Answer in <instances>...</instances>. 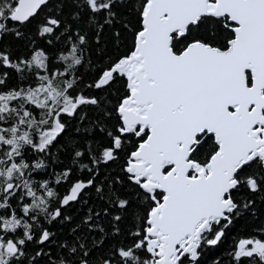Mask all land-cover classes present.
Returning <instances> with one entry per match:
<instances>
[{
    "label": "snow or ice",
    "instance_id": "obj_1",
    "mask_svg": "<svg viewBox=\"0 0 264 264\" xmlns=\"http://www.w3.org/2000/svg\"><path fill=\"white\" fill-rule=\"evenodd\" d=\"M0 264H264V0H0Z\"/></svg>",
    "mask_w": 264,
    "mask_h": 264
}]
</instances>
